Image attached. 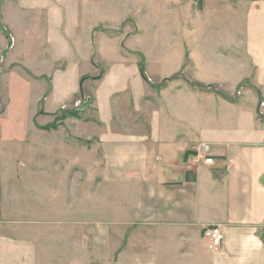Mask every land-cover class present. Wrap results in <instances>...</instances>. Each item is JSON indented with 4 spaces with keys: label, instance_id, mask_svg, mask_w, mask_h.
I'll return each mask as SVG.
<instances>
[{
    "label": "crops",
    "instance_id": "obj_1",
    "mask_svg": "<svg viewBox=\"0 0 264 264\" xmlns=\"http://www.w3.org/2000/svg\"><path fill=\"white\" fill-rule=\"evenodd\" d=\"M1 18L0 89L30 86L44 152L0 195V264H264V0H0ZM85 93L93 120L57 121Z\"/></svg>",
    "mask_w": 264,
    "mask_h": 264
},
{
    "label": "rangeland",
    "instance_id": "obj_2",
    "mask_svg": "<svg viewBox=\"0 0 264 264\" xmlns=\"http://www.w3.org/2000/svg\"><path fill=\"white\" fill-rule=\"evenodd\" d=\"M0 33L3 37H11L9 36L11 32L3 24L2 18L0 19ZM100 68H102L101 65ZM97 73L101 74L102 71L97 69L96 74ZM87 79L91 80L93 77ZM84 80H82V84ZM13 83L14 81H12V84ZM14 84H16V86L12 85L14 88L11 89V93L9 92L8 96H6L5 88L2 90L0 89V103H2V109H5L4 106L6 107L5 114L0 116V195H5V201H10L11 197L9 196H16V191L13 190V187L16 188V180L12 182V185L10 182L12 175H16V170H22V168H24L22 167L24 159H20V156L30 154V152L34 150L33 147H35L37 152H44L43 148L35 146L31 141L33 133L30 134L29 129L34 109L33 105L29 103L31 88L25 84ZM31 92L33 95L35 94L33 89ZM89 96H91V94L85 93L84 100L81 99L78 103L68 106L63 113L60 112L57 121L75 117H78V119L81 118V120L85 122L93 120L95 114L92 112V100ZM83 109L86 113L83 112ZM73 111L78 114L82 111V116H70V113ZM2 112L3 111L0 110V114ZM45 121L40 119V123ZM87 144L90 145V143H86V145ZM95 155L97 156L98 153L95 152ZM1 197L3 198V196ZM22 218L27 219L28 217L25 216ZM14 223H16V203H0V233L8 231L9 227Z\"/></svg>",
    "mask_w": 264,
    "mask_h": 264
},
{
    "label": "built area",
    "instance_id": "obj_3",
    "mask_svg": "<svg viewBox=\"0 0 264 264\" xmlns=\"http://www.w3.org/2000/svg\"><path fill=\"white\" fill-rule=\"evenodd\" d=\"M195 164H206L213 165L215 163L212 157V151L208 145H201L197 149V153L193 158ZM206 236L209 239V248L211 250H216L222 247L224 243V233L221 226H214L206 232Z\"/></svg>",
    "mask_w": 264,
    "mask_h": 264
},
{
    "label": "trees",
    "instance_id": "obj_4",
    "mask_svg": "<svg viewBox=\"0 0 264 264\" xmlns=\"http://www.w3.org/2000/svg\"><path fill=\"white\" fill-rule=\"evenodd\" d=\"M81 95H83V89L81 91ZM77 114H78L77 112L73 111L72 113H70V116H78Z\"/></svg>",
    "mask_w": 264,
    "mask_h": 264
}]
</instances>
